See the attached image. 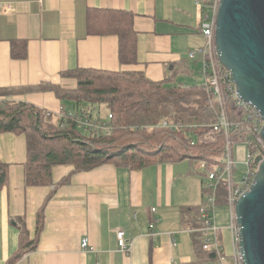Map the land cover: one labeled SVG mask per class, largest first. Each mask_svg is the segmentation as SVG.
I'll list each match as a JSON object with an SVG mask.
<instances>
[{"label":"crops","instance_id":"crops-1","mask_svg":"<svg viewBox=\"0 0 264 264\" xmlns=\"http://www.w3.org/2000/svg\"><path fill=\"white\" fill-rule=\"evenodd\" d=\"M205 1L0 0V88L21 89L12 99L57 114L63 104L74 109V102L68 106L70 100L52 90L23 89L45 83L73 89L77 80L67 72L77 67L140 71L156 81L173 72L174 81L181 73L193 74L202 55L189 54L206 42L201 30ZM90 7L134 13L136 63L120 62L116 35L88 33ZM14 40L28 42L25 58L11 56ZM0 159L9 165L8 182L0 189V263L10 264L23 237L34 240L37 235L36 248L14 264H207L199 259L195 235L201 219L202 202L195 199L200 182L191 180L194 170L181 169L185 160L199 162L159 161L140 169L109 162L83 171L71 163L57 164L51 184L28 186L27 137L12 132L0 133ZM42 208L44 222L37 234ZM228 217L221 207L219 224L227 225ZM117 229L126 231L131 250L119 249ZM220 235L230 254L229 230ZM84 237L93 250L82 248Z\"/></svg>","mask_w":264,"mask_h":264},{"label":"trees","instance_id":"trees-1","mask_svg":"<svg viewBox=\"0 0 264 264\" xmlns=\"http://www.w3.org/2000/svg\"><path fill=\"white\" fill-rule=\"evenodd\" d=\"M134 17L127 9L90 7L87 31L92 35H116L120 62L134 64L138 61V31L134 27ZM27 48L26 40H14L11 56L25 58ZM67 75L76 78L75 88L45 83L23 90H52L61 100L74 102L76 110L95 109L96 105L105 104L112 114L113 129L109 133L84 131L72 118L65 119L35 104L12 99L21 89L0 88V133L12 132L27 137L25 182L28 186L51 184L52 168L57 164L71 163L80 171L109 162L140 169L159 161L190 159L205 162L207 167L203 175H206L220 163L225 136L213 131V124L218 121L221 105L205 83L176 82L173 80L176 72L160 81L149 79L140 71L84 67L71 69ZM225 107L234 125V139L238 141V135L249 121L244 109L231 98L227 99ZM61 111L69 110L63 104ZM165 120L172 126H161ZM8 177L9 165L0 159V189L8 182ZM221 188L223 195L225 187ZM220 203H225L222 196ZM43 222L42 208L38 214L37 234ZM197 225H203L201 219ZM195 235L199 259L207 264H221L216 251L203 248L202 233L198 231ZM36 240L37 235L34 240L23 237L20 250L10 264L34 250Z\"/></svg>","mask_w":264,"mask_h":264},{"label":"built area","instance_id":"built-area-1","mask_svg":"<svg viewBox=\"0 0 264 264\" xmlns=\"http://www.w3.org/2000/svg\"><path fill=\"white\" fill-rule=\"evenodd\" d=\"M219 5L220 0L205 1L206 10L201 23V30L206 38V42L204 46L198 47L189 54L190 58H194L198 53L202 55L200 72L206 79L205 84L208 91L212 93L214 99L221 105L218 121L213 124V131L222 132L225 136L220 163L214 165L206 174L207 181L204 184V200L200 206L203 225L198 231L202 233L203 248L205 250L216 251L220 255L221 264H245L240 247V228L237 222L236 206L240 196L254 182L259 167L256 157L259 154H263L264 156V140L261 136L264 120L256 106L244 101L240 97L231 78L230 71L220 62L215 42L216 17ZM228 98H231L238 107L244 109L245 118L249 121L247 127L238 135V141L234 139V125L230 121L225 107ZM57 115L65 119L72 118L77 126L84 131L109 133L113 129L111 113L103 116L90 107H82L78 110L72 109L67 112L60 111ZM161 126L170 127L172 124L165 120ZM235 143H246L249 150L245 162L247 172L242 178H237L235 175ZM200 166L205 170L207 164L201 162ZM222 186L225 187L223 195L220 193ZM220 196L224 198V204L220 203ZM221 207H226L228 210V223L225 226H221L217 219V212ZM156 210V207L152 208V212ZM224 228H227L230 232L232 244L230 254L225 252V246L220 237ZM116 233L119 249L122 251L131 250L132 244L126 240V231L117 229ZM89 242L88 237L82 239V248L84 250L94 249Z\"/></svg>","mask_w":264,"mask_h":264},{"label":"water","instance_id":"water-1","mask_svg":"<svg viewBox=\"0 0 264 264\" xmlns=\"http://www.w3.org/2000/svg\"><path fill=\"white\" fill-rule=\"evenodd\" d=\"M215 42L220 62L240 97L264 120V0H220ZM264 140V126L261 131ZM251 187L237 201L240 247L245 264H264V156Z\"/></svg>","mask_w":264,"mask_h":264},{"label":"rangeland","instance_id":"rangeland-1","mask_svg":"<svg viewBox=\"0 0 264 264\" xmlns=\"http://www.w3.org/2000/svg\"><path fill=\"white\" fill-rule=\"evenodd\" d=\"M201 68L198 67V70L195 71L193 74H188V73H181L177 76L176 82L183 81L186 84H200V83H205L206 79L203 76V74L200 72ZM67 101V100H66ZM66 104L69 106L71 104V101H67ZM95 111H100V113L103 116H106L108 114V110L105 106V104H99L95 106ZM234 153H235V175L237 178H242L243 176L246 175L247 168L245 165V162L247 160V155L249 153L248 146L246 143H235L234 144ZM181 169H189V170H194L195 172L193 173L191 180H197V182H200V192H197V195L195 199L197 200L196 202H202V197H201V181L202 178L207 181V176L206 175H201L199 172H205L201 166L200 163H194L190 164L189 160H185L183 162V166H181ZM206 174V173H205ZM204 200V199H203Z\"/></svg>","mask_w":264,"mask_h":264}]
</instances>
